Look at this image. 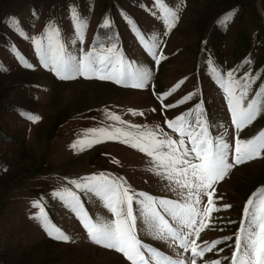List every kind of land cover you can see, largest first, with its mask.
Masks as SVG:
<instances>
[{
	"label": "rangeland",
	"instance_id": "obj_1",
	"mask_svg": "<svg viewBox=\"0 0 264 264\" xmlns=\"http://www.w3.org/2000/svg\"><path fill=\"white\" fill-rule=\"evenodd\" d=\"M71 7L87 21L79 36L74 34ZM163 8L175 9L179 16L167 36L163 35ZM106 18L110 26L105 27ZM50 22L59 26L61 41L73 55L94 46L96 51L106 52L115 43L125 65L151 70L148 86L136 89L83 77L59 80L43 67L31 40L17 35L23 30L29 37H42ZM135 30L146 41H162L158 52L164 58L158 65ZM29 64L31 68L22 66ZM212 67L222 72L236 69L237 79L246 72L257 77L249 99L264 88V0H160L159 5L154 0H0V161L4 163L0 171V262L129 264L122 254L93 244L75 215L51 193L71 188L68 179L105 173L122 177L136 191L179 199L165 188V181L147 171L150 158L143 153L119 140L105 139L91 145L88 141L94 136L93 129L120 127L135 132L129 125H159L178 139L165 121L190 110L189 118L194 119V107L203 101L211 134H223L234 146V129ZM190 93H194L192 98L180 103ZM105 111L125 123L108 119ZM133 112L144 115L134 116ZM30 116L40 119L33 123ZM261 132L264 127L251 122L238 135L242 140L252 139ZM77 141L85 143L73 149L71 145ZM214 188L213 201L221 210L211 214L196 243L203 248L217 240L223 242L197 264L216 260L231 264L234 234L244 206L253 193L264 188V152L235 164ZM80 195L94 220L110 216L97 198ZM35 203L43 208L52 226L70 236V242L54 240L47 234L39 222L41 207ZM141 238L175 258L173 249L164 242Z\"/></svg>",
	"mask_w": 264,
	"mask_h": 264
},
{
	"label": "snow or ice",
	"instance_id": "obj_2",
	"mask_svg": "<svg viewBox=\"0 0 264 264\" xmlns=\"http://www.w3.org/2000/svg\"><path fill=\"white\" fill-rule=\"evenodd\" d=\"M154 2L160 4V0ZM69 12L74 34L79 36L87 21L79 16L75 7H71ZM161 17L165 28L163 35L167 36L178 23V12L175 9L163 8ZM10 19L15 20L14 17ZM102 26H110V21L106 18ZM17 35L31 40L43 67L59 80L94 78L136 89L146 88L151 80L150 69L124 64L123 58L116 51L115 43L106 52H98L94 46L93 50L73 55L61 41V30L55 22L47 25L42 37H29L23 30ZM135 35L143 43L151 60L158 65L164 58L162 52H158L162 41H146L139 30H135ZM80 42L82 43V40ZM17 59L23 58L17 56ZM22 66L32 67L30 64ZM211 71L215 76V83L223 91L230 126L235 133L234 146L224 139L223 134H211L210 122L204 116L206 110L203 101L195 105L194 119L189 118L190 110L187 114L165 121L167 128L178 139H173L159 125L153 128L147 125H129V128L136 131H127L120 127L111 130L93 129L91 131L94 136L88 141L91 145L105 139L119 140L120 143L143 153L150 158L147 171L165 181V188L179 199L136 191L122 177L105 173L68 179L67 184L71 188L62 187L51 193L53 198L62 201L75 215L93 244L122 254L129 264H197L198 259L206 252L223 242L217 240L203 248L196 243V238L207 226L211 214L221 210L213 201L214 185L222 180L235 164L255 159L264 152V132L252 139L242 140L238 135L264 112V88L258 89L249 99L251 86L258 78L246 72L237 79L236 69L222 72L212 67ZM192 95L194 93L184 96L180 103L189 101ZM175 106L177 105H166ZM104 115L120 124L125 123L113 113L105 111ZM132 115L143 116L144 113L133 112ZM28 118L33 123L40 119L38 116ZM83 143L85 141H77L71 147L77 149L78 144ZM80 193L90 200L97 198L110 216H98L95 220L90 217ZM34 206L41 207L38 203ZM223 207L228 208L230 205ZM43 212L41 207V213ZM39 222L52 239L70 242V236L52 226L46 214L39 218ZM142 235L167 244L175 252V258L143 243ZM234 235L231 264H264V188L253 193L247 200L240 227ZM231 239L232 237L224 238ZM212 264H220V261H213Z\"/></svg>",
	"mask_w": 264,
	"mask_h": 264
},
{
	"label": "trees",
	"instance_id": "obj_3",
	"mask_svg": "<svg viewBox=\"0 0 264 264\" xmlns=\"http://www.w3.org/2000/svg\"><path fill=\"white\" fill-rule=\"evenodd\" d=\"M227 27H224V29H220V33L219 35H223L225 30ZM252 124L257 125L259 128H263L264 127V112H261V114H259L257 116V118L252 122ZM4 168V163L0 161V171ZM0 264H2L0 262Z\"/></svg>",
	"mask_w": 264,
	"mask_h": 264
}]
</instances>
